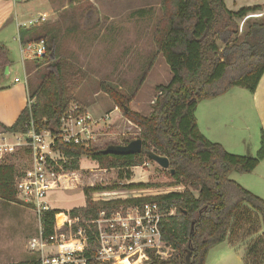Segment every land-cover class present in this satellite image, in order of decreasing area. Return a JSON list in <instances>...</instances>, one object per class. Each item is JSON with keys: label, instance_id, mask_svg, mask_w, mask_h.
<instances>
[{"label": "trees", "instance_id": "1", "mask_svg": "<svg viewBox=\"0 0 264 264\" xmlns=\"http://www.w3.org/2000/svg\"><path fill=\"white\" fill-rule=\"evenodd\" d=\"M83 0H68L71 3ZM169 5V10L167 6ZM165 12L154 32V44L169 67L171 77L166 84L156 85L157 95L151 110L143 115L129 106L130 99L113 86H103L122 115L139 127L142 139L140 153L105 154L103 147L84 146L55 140L54 147L71 158L67 169L79 168V158L88 156L101 167L116 168L121 178L130 179V169L143 165L148 151L166 156L172 182L183 185L182 191H169L156 196L95 202L94 191L114 190L119 186H89L84 195L85 205L70 209L71 215L94 218L101 209L119 204H140L156 201L161 208L175 209L163 217L159 227L162 239L173 249L167 258L152 257L148 264H204L210 248L229 240L232 224L238 225L249 212L258 214L262 233L252 242L243 256L244 264L264 262V199L229 177L232 171H253L264 158V134L255 154H236L227 151L219 142L207 139L199 130L195 110L199 101L220 96L234 87L255 91L264 73V14L258 21H249L239 35L238 19L261 9V5L227 8L224 0H161ZM35 25V27H34ZM19 28L22 43L45 42V51L35 58L37 68L44 66L40 82L28 96L33 100L20 111L16 120L0 132H26L32 123L36 131L60 132V119L71 102L67 83L68 65L57 49L56 27L36 26ZM45 27V28H44ZM9 64L7 47L0 43V72ZM3 86H0V89ZM129 142V141H126ZM149 158V157H148ZM126 169V174L122 171ZM171 169L174 171L171 172ZM15 168L0 162V198L16 202L14 188ZM155 183L129 182L122 188L157 187ZM51 208L41 216L44 234L52 232L55 214ZM235 227V226H234ZM6 264H40L37 258ZM88 264H94L89 261Z\"/></svg>", "mask_w": 264, "mask_h": 264}, {"label": "rangeland", "instance_id": "2", "mask_svg": "<svg viewBox=\"0 0 264 264\" xmlns=\"http://www.w3.org/2000/svg\"><path fill=\"white\" fill-rule=\"evenodd\" d=\"M63 1H65L66 7L56 10L59 18L56 25V27L59 26L57 49L68 65L66 79L72 98L69 105L76 103L83 110H88L94 119H97L94 132L96 139L91 145L103 147L108 143L126 144L128 143L126 141L140 138L139 127L122 115L120 109L115 107L110 95L103 90V86H113L129 98V106L132 110L143 115L149 113L151 103L157 95L156 85L166 84L171 77L169 67L153 41L157 23L165 12V8L163 9L161 6V0H83L71 4L68 0ZM225 1L230 9L237 10L245 4L259 0ZM262 1L264 2V0ZM31 7L33 9L29 14L31 18L36 15V11H46L50 18L51 12L47 7L41 6L39 0L32 3ZM147 7H151L153 11L150 15H146V19L138 20V15H133L135 10ZM167 8L169 10V5ZM249 21V19L247 21L238 19L239 35L243 33ZM36 26L46 25L37 24ZM17 35L15 33L16 37ZM10 39L6 45L12 47L14 60L10 64L11 72L4 81H12L14 76L24 78L18 41ZM30 61L32 62H30L29 69L31 72L29 71L30 74L27 78L28 91H32L38 85L40 73L45 71L43 65L35 70V61ZM113 108H118L120 112L117 110L111 112L109 118L108 112ZM201 112L202 126L209 127L210 132H207L209 137L219 142L231 139L234 128L240 126L241 123L234 110L227 114H221V99L215 106L205 107V109L202 106ZM250 117L251 122L252 119L257 122L254 114H250ZM251 122L252 129L242 131L247 139V144L243 145L240 152H236L237 154H252L258 148L260 131ZM9 140L14 141L15 137L9 136ZM253 141L255 146H253ZM80 158L78 168L81 176L80 181L67 189L50 191L47 199L52 208L67 212L74 207L84 205L86 197L83 190L89 186L117 185L119 187L114 190L123 189L124 193L122 194L131 198L132 194L139 192L127 191L128 188L121 187L122 184L133 182L131 180H144L138 182L158 185L152 188H166L172 182L168 168L161 167L146 156L143 165L133 166L136 169L130 171L129 180L125 177L121 178L119 170L116 168L101 167L98 161L88 156ZM28 159L26 153L17 147L15 151L4 154L0 158V162L12 164L16 174H19L28 166ZM263 168L264 160L260 166L255 168L256 171L244 173L232 171L229 177L242 174L264 176ZM126 171L124 169L122 174H126ZM172 186L177 187V185ZM102 196L109 197V195L96 193L94 194L95 202H101L98 198H102ZM15 203L23 205V215L11 210L13 207L7 201L1 200L0 264L37 257L35 252L28 249L27 241L37 234L39 218L30 205L23 204L18 200ZM15 218L17 219L15 220ZM236 224H232V233L228 238L244 247V256L249 245L262 233L263 228L258 214L254 211L243 216L237 226ZM218 253H220L219 256ZM220 261L221 244H218L217 248L209 251L205 264H219ZM236 263L237 260L234 264ZM241 264H244L243 261Z\"/></svg>", "mask_w": 264, "mask_h": 264}, {"label": "built area", "instance_id": "3", "mask_svg": "<svg viewBox=\"0 0 264 264\" xmlns=\"http://www.w3.org/2000/svg\"><path fill=\"white\" fill-rule=\"evenodd\" d=\"M39 19L44 20L45 15ZM20 50L39 58L45 51V42L43 39L29 41ZM24 79L26 81V77ZM33 100L28 96L27 103ZM96 123L97 119L88 110L72 103L60 119L59 134L36 131L31 123L26 132L14 133V141L0 137V158L17 147L29 158L28 166L14 178L17 200L30 205L39 218L38 232L28 239V249L37 254L40 264H88L89 261L94 264H148L152 257H169L173 249L162 239L159 224L163 217L174 214L175 209H163L156 201L121 203L109 210L101 209L96 217L89 219L81 214L71 215L70 210L60 211L55 214L52 232L44 234L40 216L52 208L48 193L67 189L81 179L77 170L65 167L71 158L54 147L55 140L60 138L64 143L92 146L96 139ZM170 188L178 191L175 186ZM93 193L109 195L98 198L101 201L127 199L118 189L92 192L90 197L95 201ZM131 198H140V195L132 194Z\"/></svg>", "mask_w": 264, "mask_h": 264}, {"label": "crops", "instance_id": "4", "mask_svg": "<svg viewBox=\"0 0 264 264\" xmlns=\"http://www.w3.org/2000/svg\"><path fill=\"white\" fill-rule=\"evenodd\" d=\"M35 1L37 0H0V43H3L7 47L8 58H9V64L7 65V71L4 68L2 73L0 72V86H3V88L0 89V122L5 125L12 124L16 120L17 116L19 115L23 107L27 104V99H28V83H27L28 79L27 78L30 74L29 73L30 71L29 69L31 67L30 62H32L30 60H35V58L32 57L30 53L23 52L20 50V48L22 47L24 43L20 41L19 28L20 27L27 28L31 24H44L47 27H56L59 21L56 10H59V8L66 7L65 1L63 0H39L40 5L47 7L49 11L51 12L50 18H48V14L46 11H42V12L36 11V15H34L31 18L29 15L31 14L30 12L33 10L31 5ZM225 4L227 6L226 1H225ZM254 4L261 5V9L253 13L247 14L243 18V20L245 21H247L248 19L250 21L260 20V18L264 14V2L262 0H259L251 4H245L244 6L254 5ZM227 8L230 9V7L228 6ZM152 11L153 10L151 7L139 8L135 10V12H133V15H138V20H143V19H146L147 18L146 15H150ZM42 15H45L44 20L39 19L40 16ZM56 28L57 30H59V26ZM15 33L18 34L17 37L15 36ZM10 38L18 41L20 61L22 64L23 75H24V78L26 77V81L24 78L22 79L21 77H18V76H14L12 81H4L5 77H7L11 72L10 64L14 60L12 47L11 46L8 47L6 45L7 43L10 42L11 40ZM34 67L36 70L37 66L35 64H34ZM15 78H18V81H15ZM219 99H221V114H227V113H230L231 110H234L236 111V114L238 115L241 121L240 126H237L234 128L235 130L233 132L234 133L233 137L228 140L227 139L221 140L220 142L209 137L208 133L210 132V128L206 126L205 127L206 129H205L201 124L202 106H203V109H205V107L215 106L217 105ZM115 110L119 111L118 108H113L108 112L109 118H110L111 112ZM250 114H254L257 122L254 121V119H252V122L250 121L251 119ZM118 116L119 114L117 115V117ZM195 116H196L198 128L201 131V133L207 139L221 143L227 151L232 152V153L240 152V148H242L243 145L247 144V139L246 137H244L242 131L245 129L246 130L252 129V127L250 126V122L254 123L256 129L260 131L259 141H258V144H259L258 148H259L261 133L264 134V73L262 74L257 84V87L255 91L253 92H249L248 90L242 87H234L220 96L199 101L197 104L196 110H195ZM1 136L6 137L8 140H9V136L15 137L14 133H10V132H1L0 137ZM253 146H255L254 141H253ZM258 148L256 149V151L258 150ZM255 153L252 152V154H255ZM263 160H260L259 165L257 166H260V163ZM79 164H80V161H79ZM80 167L82 166L80 165ZM136 167H139V166H136ZM134 169L136 168L131 167L130 169H128V171L132 172L134 171ZM76 170L80 176L79 169H76ZM254 171H256V169H254ZM131 172H130V176H131ZM263 172H264V168H263ZM249 175L250 174L235 175L232 178L238 181L241 185H243L245 188H247L251 192L257 194L258 196L264 199V176H261V175L249 176ZM131 181H133V183H137L138 181H144V180H136V181L131 180ZM172 188H170V186L166 188L148 187V188H139V189H128L127 191H132V192L137 191L139 192V194H135V195H140V197H147V196H156L162 193L172 191ZM176 189L178 191H182L183 185H177ZM122 191L124 192L123 189ZM1 200L2 199L0 198V207H1ZM7 202L13 207L11 208V210H14L16 213L19 212L20 215H23V212H24L23 205H19L12 201H7ZM84 205H81V206H84ZM77 207H80V206H77ZM16 219L17 218H15V220ZM219 244H221V261L219 264H234L235 260H237L236 264H241V262L243 261L242 256H243V248H244L241 244L231 245L228 240H225L224 242H221ZM217 247H218V244L217 246L215 245V247L213 246L212 248H210L209 251ZM207 255L205 258V262L207 259ZM219 255L220 253H218V256Z\"/></svg>", "mask_w": 264, "mask_h": 264}, {"label": "water", "instance_id": "5", "mask_svg": "<svg viewBox=\"0 0 264 264\" xmlns=\"http://www.w3.org/2000/svg\"><path fill=\"white\" fill-rule=\"evenodd\" d=\"M5 70L7 71V66L5 67ZM141 150H142V139L135 138L126 144H109L102 150V152L105 154L125 155V154L140 153ZM147 155L150 159L157 162L161 167L168 168L169 161L166 156L159 155L153 151H148ZM173 171L174 170L171 169V172ZM189 261H190V253L188 252L185 256L186 264H189Z\"/></svg>", "mask_w": 264, "mask_h": 264}, {"label": "bare ground", "instance_id": "6", "mask_svg": "<svg viewBox=\"0 0 264 264\" xmlns=\"http://www.w3.org/2000/svg\"><path fill=\"white\" fill-rule=\"evenodd\" d=\"M58 219H60V215H58Z\"/></svg>", "mask_w": 264, "mask_h": 264}]
</instances>
